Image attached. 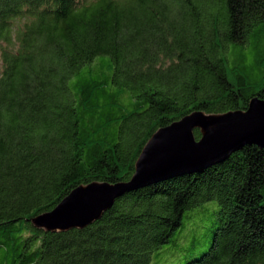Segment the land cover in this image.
Returning a JSON list of instances; mask_svg holds the SVG:
<instances>
[{"label":"trees","instance_id":"1","mask_svg":"<svg viewBox=\"0 0 264 264\" xmlns=\"http://www.w3.org/2000/svg\"><path fill=\"white\" fill-rule=\"evenodd\" d=\"M255 96L264 0H0V264H264L255 144L130 190L83 229L31 221L79 184L129 179L158 128ZM209 202L204 228L192 212Z\"/></svg>","mask_w":264,"mask_h":264},{"label":"water","instance_id":"2","mask_svg":"<svg viewBox=\"0 0 264 264\" xmlns=\"http://www.w3.org/2000/svg\"><path fill=\"white\" fill-rule=\"evenodd\" d=\"M195 129H199L200 137ZM253 144L264 146V99L255 96L247 109L222 113L194 110L152 134L129 179L79 184L52 210L31 217V221L36 227L51 231L83 229L101 218L126 192L201 171Z\"/></svg>","mask_w":264,"mask_h":264},{"label":"rangeland","instance_id":"3","mask_svg":"<svg viewBox=\"0 0 264 264\" xmlns=\"http://www.w3.org/2000/svg\"><path fill=\"white\" fill-rule=\"evenodd\" d=\"M252 50L253 49H251V48L248 47V48H246V49H244L242 51V54L246 58L247 63H251V61H252V59L254 57V53H253ZM210 204L211 205L213 204L214 207H215V208H213V211H210V209L208 208V206ZM199 210L201 211V214L204 216L203 222H202L204 224L203 225L204 228L214 227V219H215V215H216L215 210H217V207L215 206V204L212 203V202L205 203L202 208H200V209L198 208V209L194 210L192 212V214L195 213V212H197V211H199ZM188 222H189V219H187V217H185V223L188 224ZM193 235H196V233L195 234L194 233H191V236H193ZM199 249L200 248H197V250H199Z\"/></svg>","mask_w":264,"mask_h":264}]
</instances>
